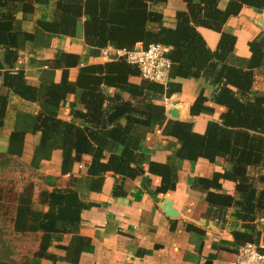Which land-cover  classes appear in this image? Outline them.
<instances>
[{"label": "trees", "instance_id": "trees-1", "mask_svg": "<svg viewBox=\"0 0 264 264\" xmlns=\"http://www.w3.org/2000/svg\"><path fill=\"white\" fill-rule=\"evenodd\" d=\"M41 1L0 0V131L11 96L39 106L36 115L17 114L7 151L0 152V167L23 157L27 135L40 134L32 169H40L60 151L63 176L72 175L90 159L85 174L93 191L102 190L108 173L123 179L143 178L147 186L153 175L160 178L153 194L164 195L176 190L182 162L204 159L216 163L221 158L229 169L211 179L198 178L196 185L206 193L209 208L217 212L219 220L232 208L243 222L246 231L233 233L235 246L257 243L260 232L255 224L264 216V34L249 42L251 56L241 60L234 56L237 36L224 28L244 7L263 11L264 0H229L224 9L219 7L221 0H183L186 10L177 12L174 27L164 25L165 16L157 9L165 8L168 0H54L51 20L39 19L33 31L23 30L17 15L32 18ZM79 27L88 54L94 58L107 48L133 51L139 45L166 46L172 62L168 85L144 79L139 68L125 58L81 66L79 54L63 50L43 61L46 68L41 71L39 86L30 85L23 70L14 71L22 52L32 48L37 54L51 47L54 38H75ZM200 28L220 35L215 51ZM73 68H79L76 80L70 77ZM200 78L215 91L211 98L200 93L191 105V116L213 112L209 102L226 108L221 121L209 122L203 134L195 132L190 121L169 119L163 103L181 93L183 81ZM70 96L75 100L68 121L61 111ZM156 130L178 144L165 162L152 159L145 145L147 136ZM223 182L235 185L234 195L223 192ZM121 189L115 193L120 194ZM35 190L32 180L21 191L0 185V210L10 216L16 233L42 234L34 263L52 258L53 243L72 235L70 243L60 247L66 250L68 262L78 264L92 247L90 239L79 234L82 214L89 205L78 190L70 188L41 190L36 203Z\"/></svg>", "mask_w": 264, "mask_h": 264}, {"label": "crops", "instance_id": "crops-1", "mask_svg": "<svg viewBox=\"0 0 264 264\" xmlns=\"http://www.w3.org/2000/svg\"><path fill=\"white\" fill-rule=\"evenodd\" d=\"M199 1V0H195ZM229 0H221L219 7L226 8ZM55 9L54 0H42L36 4L35 14L32 18H24L22 13L17 15L18 26L31 32L39 19L51 20ZM165 16V26L174 27L178 11L186 10L183 0H168L165 8H157ZM264 20V10L257 11L244 7L242 12L231 18L224 31L237 36L234 50L235 58L248 60L251 56L249 42L261 34L264 29L259 25ZM239 26V29L237 28ZM206 43L215 51L220 41V35L208 29H199ZM142 45H139L140 47ZM63 50L79 54L82 57L81 66L88 64H102L107 60L101 57L94 58L88 54L84 41L82 27H79L75 38L57 37L52 40L51 47L41 50L37 54L33 49L21 53L20 61L14 71L23 70L27 81L32 86H39L41 71L46 68L43 61L52 59L54 53ZM34 59V62L32 61ZM79 68L70 70V77L76 80ZM61 78V71L56 73V80ZM264 79H262L263 81ZM3 87V77L0 76V90ZM111 91V90H110ZM215 88L204 78L188 79L183 81L182 91L165 98L166 112L169 108L178 109L181 116L179 121H190L194 124L195 132L203 134L211 121H221L225 107L209 102L214 109L211 113H203L198 117L190 114L191 105L201 92L209 98L213 96ZM74 96H70L61 111V117L70 121L69 114ZM39 106L26 102L17 96H11L7 118L4 128L0 131V152L5 153L8 148L10 134L12 133L19 112L37 114ZM169 119L171 118L168 114ZM40 134L27 135L25 152L21 159L24 169L13 175H23V180L15 179V188L21 191L29 179L36 184L35 202L41 190L52 191L57 189H76L81 200L89 205L83 212L79 234L90 239V251L81 255L78 264H206L212 260L213 264H235L238 246L234 244L233 233L246 231L243 222L229 209L223 219H218L217 212L210 210L206 201V193L196 185L198 178L211 179L216 173L229 169V165L221 158L216 163L200 159L196 163L184 161L178 173L177 188L164 195H155L153 190L159 185L158 176H150L152 183L147 186L143 178L123 179L121 176L108 173L100 192L90 188L85 170L90 165V159L83 161V168L77 169L72 175H61L62 154L54 152L51 161L45 162L40 169L30 166L35 147L39 143ZM145 145L151 158L165 162L178 147L174 139L162 135L161 130L149 134ZM34 170L33 174L28 171ZM32 175V176H31ZM21 176V175H20ZM19 176V177H20ZM24 176H28L24 178ZM84 177V178H82ZM87 177V178H86ZM17 178V177H16ZM13 186V185H11ZM120 194H116L117 189ZM223 192L234 195L235 185L223 182ZM171 211L175 216H171ZM2 219H10L1 211ZM256 231L260 232L262 226L256 221ZM3 240L0 253L8 252L10 260L0 257V264H72L66 260V250L60 246H67L72 235H65L61 240L55 241L49 253L52 258L34 261V255L40 247L41 233H16L10 222L9 235L12 241L5 239L7 229L1 226ZM18 241V242H17ZM19 243V245H17ZM25 243L24 246L20 245Z\"/></svg>", "mask_w": 264, "mask_h": 264}, {"label": "built area", "instance_id": "built-area-1", "mask_svg": "<svg viewBox=\"0 0 264 264\" xmlns=\"http://www.w3.org/2000/svg\"><path fill=\"white\" fill-rule=\"evenodd\" d=\"M167 52L166 46L152 44L148 48L140 46L133 51L107 48L102 51V56L108 60L125 58L129 64L139 68L144 79L167 86L172 67V62L166 55ZM80 168H83V163ZM257 222L262 226L259 241L240 246L235 264H264V216L258 218Z\"/></svg>", "mask_w": 264, "mask_h": 264}, {"label": "rangeland", "instance_id": "rangeland-1", "mask_svg": "<svg viewBox=\"0 0 264 264\" xmlns=\"http://www.w3.org/2000/svg\"><path fill=\"white\" fill-rule=\"evenodd\" d=\"M237 28L239 29V26H237ZM14 170H21L22 172H27L24 169V162L22 160H18L14 163H11L10 165L7 166H1L0 167V185L4 184L5 185H13V187L15 188V179H18V181H22L23 180V175L19 174L18 176L13 175L14 173L16 174L18 171L13 172ZM35 171L34 170H30L28 171L29 174H33ZM21 175V176H20ZM20 176V177H19ZM32 176V175H31ZM17 177V178H16ZM28 176H24V178H27ZM31 180V179H29ZM28 180V181H29ZM25 184V183H24ZM1 210H0V225L4 227V229H7V236L5 237V239H8V241H12V237L9 235V227H10V219H2L1 217ZM18 242V241H17ZM19 245V243L17 244ZM20 245L24 246L25 243H21ZM5 255L6 258H8L9 260L11 258L8 252H4L3 253Z\"/></svg>", "mask_w": 264, "mask_h": 264}, {"label": "water", "instance_id": "water-1", "mask_svg": "<svg viewBox=\"0 0 264 264\" xmlns=\"http://www.w3.org/2000/svg\"><path fill=\"white\" fill-rule=\"evenodd\" d=\"M259 25L264 29V20H262ZM167 114L175 120H179L181 118L178 113V109L176 108H169ZM171 216H175V212L171 211ZM206 264H213V262L212 260H208Z\"/></svg>", "mask_w": 264, "mask_h": 264}]
</instances>
